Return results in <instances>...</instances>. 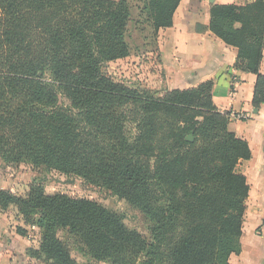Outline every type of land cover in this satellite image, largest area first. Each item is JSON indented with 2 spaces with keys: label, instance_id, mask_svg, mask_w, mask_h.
I'll return each mask as SVG.
<instances>
[{
  "label": "trees",
  "instance_id": "16d2710c",
  "mask_svg": "<svg viewBox=\"0 0 264 264\" xmlns=\"http://www.w3.org/2000/svg\"><path fill=\"white\" fill-rule=\"evenodd\" d=\"M178 2H144L154 37ZM209 14L208 29L237 50L233 67L255 75L258 108L264 0L212 4ZM130 17L127 0H0V157L105 187L146 216L149 236L93 199L47 193L41 183L23 195L0 186V210L14 207L38 228L27 254L44 264H80L71 248L108 264H230L240 249L248 184L237 165L250 158L248 143L214 105L212 79L158 96L102 72L129 55Z\"/></svg>",
  "mask_w": 264,
  "mask_h": 264
},
{
  "label": "crops",
  "instance_id": "0c3cea01",
  "mask_svg": "<svg viewBox=\"0 0 264 264\" xmlns=\"http://www.w3.org/2000/svg\"><path fill=\"white\" fill-rule=\"evenodd\" d=\"M251 0H179L172 24L158 29L156 52L160 78L167 89H184L212 79V101L220 111L244 118L230 117L228 129L247 141L250 158L238 163L248 184V195L240 249L228 257L230 264H264V103L254 111L252 96L255 75L233 67L236 48L225 44L209 29L212 4H244ZM196 26L199 30L196 29ZM260 71L264 73V47ZM2 187V186H1ZM11 208V207H9ZM0 210V264H35L29 257L30 241L16 232L22 226L20 215Z\"/></svg>",
  "mask_w": 264,
  "mask_h": 264
},
{
  "label": "rangeland",
  "instance_id": "374dc122",
  "mask_svg": "<svg viewBox=\"0 0 264 264\" xmlns=\"http://www.w3.org/2000/svg\"><path fill=\"white\" fill-rule=\"evenodd\" d=\"M127 1L131 11L126 31L130 53L127 57L103 63L102 72L126 86L147 89L159 96L167 88L160 78L159 58L156 52L157 36H153L150 22L147 20L144 10V2L147 0ZM59 104L67 106L69 103L63 96H60ZM32 183H41L47 193L61 192L71 196L93 199L119 214L127 227L136 229L145 237L149 236L146 216L105 187L91 185L74 175L60 173L44 167L36 168L28 163L8 165L0 157V186L16 194L23 195ZM9 211L12 215H20L14 207L9 208ZM17 221L26 227L25 236L30 241V246L27 249L37 247L39 240L38 228L24 224L22 218L21 220L17 219ZM14 227L17 228L19 225L15 224ZM71 249V255L80 264H108L102 261H94L80 251L74 248ZM0 251L3 250L0 249ZM35 264L44 263L38 261Z\"/></svg>",
  "mask_w": 264,
  "mask_h": 264
},
{
  "label": "built area",
  "instance_id": "2783aa9c",
  "mask_svg": "<svg viewBox=\"0 0 264 264\" xmlns=\"http://www.w3.org/2000/svg\"><path fill=\"white\" fill-rule=\"evenodd\" d=\"M229 116L230 117L244 118V115H235V114H232V113H229Z\"/></svg>",
  "mask_w": 264,
  "mask_h": 264
},
{
  "label": "water",
  "instance_id": "95a60500",
  "mask_svg": "<svg viewBox=\"0 0 264 264\" xmlns=\"http://www.w3.org/2000/svg\"><path fill=\"white\" fill-rule=\"evenodd\" d=\"M254 111L256 112V111H257V109H256V108H254ZM187 140H192V136H191V135L187 136Z\"/></svg>",
  "mask_w": 264,
  "mask_h": 264
}]
</instances>
